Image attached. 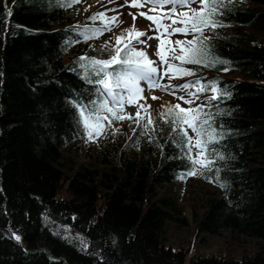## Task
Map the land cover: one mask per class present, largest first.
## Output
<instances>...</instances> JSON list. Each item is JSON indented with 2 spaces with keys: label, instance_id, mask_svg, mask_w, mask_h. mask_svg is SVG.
Here are the masks:
<instances>
[{
  "label": "trees",
  "instance_id": "trees-1",
  "mask_svg": "<svg viewBox=\"0 0 264 264\" xmlns=\"http://www.w3.org/2000/svg\"><path fill=\"white\" fill-rule=\"evenodd\" d=\"M78 18L57 0H0V264H185L186 248L165 234L169 220L186 222L175 187L191 168L186 149L170 139L166 108L149 133L135 120L89 144L79 110L98 95L78 58L112 51L88 44L81 34L94 31ZM215 19L223 26L201 38L227 63L183 65L194 73L183 83L209 93L193 108L207 121L201 139L213 163L201 177L212 187L192 214L200 231L263 242L240 256L229 245L194 254L189 264H264V0H232ZM75 154L91 162L75 167Z\"/></svg>",
  "mask_w": 264,
  "mask_h": 264
},
{
  "label": "snow or ice",
  "instance_id": "snow-or-ice-1",
  "mask_svg": "<svg viewBox=\"0 0 264 264\" xmlns=\"http://www.w3.org/2000/svg\"><path fill=\"white\" fill-rule=\"evenodd\" d=\"M79 0H57V3L62 7H71L73 4L78 3ZM232 3V0H133V7H143L146 4H151L152 8L149 11H155L156 9H164L165 5H171L172 7L164 12L161 11L157 15H147L146 13H140L148 20H151L155 24V31L162 35L170 37L175 34L192 35L191 40H175L166 41L160 39L158 35L156 38L160 39V45L155 55L159 57L160 62L165 66L163 75L159 73L160 65L156 61L148 59L146 52L138 51L134 44L131 42L121 47H114V52L107 59H97L81 56L78 58L80 62V68L83 70L82 79L89 84L95 85V92L98 95V101H92L93 107L91 109L84 106H80L79 115L84 125L85 133L89 140H93L94 137H99L105 128L104 121H108L110 126L113 120L133 119L131 114L124 111L126 105L136 104L137 112L135 117L137 118V127L142 128V134L149 133L154 130V121L148 118L147 124H142L141 121L145 119L141 115V110L145 112L147 108L143 104L137 103V98L144 99L142 93L143 88L140 87L141 82H146L149 89H167L168 85L161 84L159 81L167 76L169 80L176 79L183 76H191L194 73L189 69L183 67L185 64L203 65L206 67H214L218 63L226 64L227 61L219 58L211 57L208 40L206 37L203 39V33L205 29H215L218 26H223L215 17L221 14V9L226 4ZM193 4H199L200 10L191 7ZM177 8L187 9L185 11L177 12ZM105 20L104 13H97L92 16L91 19ZM135 20V16L133 17ZM116 17L111 18V22H115ZM165 20H170V24H165ZM107 28V25H105ZM107 30H111L107 28ZM129 35L132 36L133 29L127 30ZM102 34L99 31H94L93 36ZM83 39L87 41L92 38L85 33L81 34ZM146 36L145 32H135V43L146 44V40H140L139 37ZM152 39V37H147ZM121 37L116 38V44L120 45ZM168 43L169 47L167 52L170 53V57L166 59L164 45ZM174 45V46H173ZM187 45L188 47H184ZM104 47H110V42H106ZM177 48L179 53L177 54ZM171 61H180V64H176ZM155 65V66H154ZM227 71L228 69H224ZM171 73V75H169ZM196 83L199 84V81ZM180 90H187L192 87V84L185 83L178 86ZM207 85H202L197 89V92H203ZM212 91L214 93L219 92L216 83L211 84ZM189 99L184 97H178L184 101V103L193 105L195 99V93H189ZM102 97V99L100 98ZM158 99L157 97H152ZM214 95L211 99H216ZM201 109L199 107H189L185 109L180 104L169 105L166 111L161 113V119L164 123H167L171 127L172 136L170 139L176 144L177 147L183 152L182 159H186L191 168L181 175V179L187 176L202 175L205 170H208L213 163L207 155V144L201 139L203 135L202 125L207 121H202L200 118ZM118 131V130H117ZM190 132L194 135H190ZM212 141V134L209 133V141ZM219 159H223L222 156ZM217 171H219L217 169ZM219 184V181L217 180ZM220 187H225L223 184H219ZM20 239L19 236L16 237Z\"/></svg>",
  "mask_w": 264,
  "mask_h": 264
},
{
  "label": "rangeland",
  "instance_id": "rangeland-1",
  "mask_svg": "<svg viewBox=\"0 0 264 264\" xmlns=\"http://www.w3.org/2000/svg\"><path fill=\"white\" fill-rule=\"evenodd\" d=\"M132 0H79L78 3L73 4L74 8L78 9V20L83 19L85 26L93 29L92 31H99L102 34L93 36L92 34H87L92 37L88 39V44L94 46L105 45L106 42H110V47L108 50L112 51L114 47H123L125 44L131 42L135 45L138 51L146 52L148 59L156 61L160 65L159 73L163 75L164 65L160 62L159 57L155 55L160 45V39H165L166 41L175 40H191L192 35H182L175 34L167 37L166 34L155 31V24L148 20L145 16L140 15V13H146L147 15H157L161 11H168L172 6L165 5L164 9H156L155 11H149L152 8L151 4H146L143 7H133ZM191 7L200 10L199 4H193ZM187 9L177 8V12L185 11ZM97 13H104L106 19H96L93 21L92 16ZM135 16V20L133 17ZM116 17L115 22H111V18ZM90 18V20H89ZM165 24H170V20H165ZM110 28L107 30L105 28ZM134 32L132 36L129 35L127 30L133 29ZM206 30V29H205ZM145 32L146 36L139 37L140 40H146V44H136L135 43V32ZM160 39H157V36ZM121 37L120 45L116 44V38ZM147 37H152V39H147ZM174 46V45H173ZM169 45L166 42L164 45L166 59L170 57V53L167 52ZM184 47H188L184 45ZM114 52L112 51V55ZM177 54L179 53V48H177ZM169 62H174L169 59ZM155 66V65H154ZM171 75V73H169ZM185 77H179L176 79L169 80L167 76H164L159 82L164 85H168L167 89H149L146 82H141L140 87L144 89L142 96L144 99L137 98L138 104H143L146 106L147 111L141 110V115L148 120V118H153L155 115L161 112L162 109L167 108L169 105L180 104L181 107L188 109L189 107H194L197 104L206 103L207 98H209V93L197 92V87H190L187 90H180L179 85H183V80ZM187 83V82H186ZM189 93H195L198 99H195L193 105L184 103L183 100L178 99V97H184V99H189ZM152 97H157L158 99H153ZM124 111L133 116V119L124 120H113L109 126L108 121H104L105 128L103 133L99 137H94L93 140H89V144L96 143L100 144L101 140H105L107 137L106 132L108 130H118L121 132H126L128 127L127 124L131 121L137 120L135 114L137 112L136 104L126 105ZM110 127V128H109ZM111 132V131H110ZM190 135H194L190 132ZM102 140V141H103ZM77 153V152H76ZM74 166L76 167L79 162L83 164H89L91 159L85 158L82 154H75ZM186 171L178 172L176 176L175 187L181 193V198L178 200V204L181 208V213L179 216H185L186 222H178L174 220H169L167 223L166 231V241L172 245L179 246L183 245L186 248L185 251V264H189L190 258L194 254H208V253H223L226 245H229L233 250L234 254L240 256L244 252H252L255 247L259 245L258 242H263L262 240H257L244 236L242 234H231L229 229H221L220 234H209L205 231H200L196 228L195 216L192 214V209L196 211L199 215L202 210V200L199 197V193L202 188L212 187V185L204 180L201 175L187 176L181 179V175ZM173 184L169 185L171 187ZM163 192V191H162ZM58 196L63 195L69 196V193L65 190H61L57 193Z\"/></svg>",
  "mask_w": 264,
  "mask_h": 264
}]
</instances>
